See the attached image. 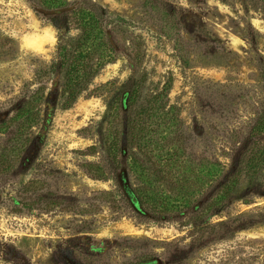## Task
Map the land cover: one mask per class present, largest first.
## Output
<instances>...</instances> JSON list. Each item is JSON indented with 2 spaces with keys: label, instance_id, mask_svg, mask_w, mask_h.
<instances>
[{
  "label": "rangeland",
  "instance_id": "rangeland-1",
  "mask_svg": "<svg viewBox=\"0 0 264 264\" xmlns=\"http://www.w3.org/2000/svg\"><path fill=\"white\" fill-rule=\"evenodd\" d=\"M43 1L0 0V264H264V166L247 168L264 145V0ZM82 2L115 60L70 102L58 50L74 54ZM169 80L180 128L149 131Z\"/></svg>",
  "mask_w": 264,
  "mask_h": 264
},
{
  "label": "trees",
  "instance_id": "trees-1",
  "mask_svg": "<svg viewBox=\"0 0 264 264\" xmlns=\"http://www.w3.org/2000/svg\"><path fill=\"white\" fill-rule=\"evenodd\" d=\"M62 4V0H50L43 1L41 7L44 9L56 10L65 7ZM95 7L97 6H88L85 2H82L70 12L73 15V21L77 24V28L81 30V35L74 46V54L70 55L63 45L59 46V65L66 69L65 89L68 91L70 102L75 100L76 93L83 86L81 84L88 83L105 65L112 63L115 60V48L112 41L107 36V31L103 28L101 17L93 10ZM134 58L140 61L139 53L135 54ZM170 87L171 80H169L164 85V89L152 99V102L155 104L149 106V109L146 111V116H149V131L152 128L150 123H153L154 125L157 124L158 118L163 119L162 127L164 128H176L177 130L180 128L181 121L179 116L174 113V108H167L166 102L163 101V98H167ZM136 96L137 92L133 90L127 97L128 107H132L135 104ZM31 106L30 103H27L23 107L22 113L29 116ZM113 118L116 119V114L114 113ZM141 119V117L134 118L128 131L131 140L136 142L138 149L140 146H143V143L147 142L144 136L145 127L141 122ZM262 135H264V117L252 129L253 137H260ZM105 145L108 156L117 164L122 148L120 146V138L116 129L109 128L107 130ZM260 166H264V145L262 149H258L252 153L247 163V168L251 171V174H254L255 170ZM103 177L104 174L101 173L98 178L102 179ZM238 180L239 174L237 173L236 176L223 187L221 195H219L211 205L221 206L234 190ZM145 195V193L142 194L138 191V194H136L137 201L141 204H148L149 202L144 199Z\"/></svg>",
  "mask_w": 264,
  "mask_h": 264
}]
</instances>
